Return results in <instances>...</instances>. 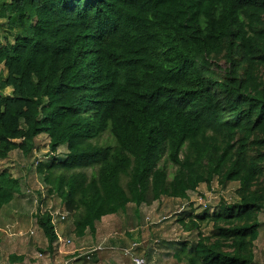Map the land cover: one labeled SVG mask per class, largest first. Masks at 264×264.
Here are the masks:
<instances>
[{
    "label": "trees",
    "instance_id": "trees-1",
    "mask_svg": "<svg viewBox=\"0 0 264 264\" xmlns=\"http://www.w3.org/2000/svg\"><path fill=\"white\" fill-rule=\"evenodd\" d=\"M0 20L15 33L0 43V161L28 158L47 137L50 162L34 169L48 195L80 210L60 223L82 238L128 204L183 200L217 178L238 184V202L189 227L179 219L197 241L177 242L173 257L252 264L264 209V0H10ZM104 134L113 146L93 143ZM20 192L0 171V211ZM51 215L36 216L49 252ZM198 223L212 225L207 237Z\"/></svg>",
    "mask_w": 264,
    "mask_h": 264
},
{
    "label": "rangeland",
    "instance_id": "rangeland-1",
    "mask_svg": "<svg viewBox=\"0 0 264 264\" xmlns=\"http://www.w3.org/2000/svg\"><path fill=\"white\" fill-rule=\"evenodd\" d=\"M9 1L0 0V6ZM4 23V20H0V43L5 41L12 43L15 33H8L6 28L3 27ZM210 61L213 64L212 70L222 76L226 67L223 59L218 57ZM5 75L6 71L0 66V80H3ZM4 93L9 94L10 90L6 89ZM93 143L99 146L114 145L112 138L108 134H104ZM47 144V137L41 135L35 139L34 150L28 158L23 157L17 151H13L4 160L7 164H12L9 170L14 178L20 176L21 179L23 177L26 179L28 177L26 183L21 180L24 183H21V192L7 206L3 207L5 210L11 209V211L16 213L14 215L17 216L0 221L5 223L0 232H4L6 236L14 234L21 240L22 247L26 248H24V251L22 250L21 255V258L25 261L23 264H131V255L143 258L147 264H151L154 259L158 258H160L158 264H185V262L179 263L172 258L170 251L161 252L164 249L161 245L171 241L186 242L187 244L197 241V231H185L183 226L178 223V220L182 218L187 227H189L190 220L202 215L203 212L207 211L208 214H213L217 212L220 203L235 204L239 200L237 197L239 188L237 183L221 185L216 178L209 184L198 185L194 191L187 193L186 199L163 197L148 205H142L141 208L139 207L140 215L137 219L132 217V209L135 206L128 204L122 213L119 212L116 215L117 217L111 218V224L115 229V232L111 235L119 236L129 241L128 245L122 246L121 249H116L115 251L106 250L104 248L108 247L98 244L93 238L95 231L94 233L86 231L82 238H77L70 230L68 238H66L60 233V228L63 225L58 221H54L55 232L58 233V239L61 241H56L52 246V252H49L47 250V242L41 230L37 227V214L50 212L51 216H55L57 212L65 213L66 211L69 214L68 216H73L80 210L76 207L66 209L63 202L54 193L52 196L48 195V185L44 184L42 177L36 173L34 168L38 163L49 164L50 162V156L47 154ZM65 153L64 147L59 148L57 151V155L61 158ZM22 165L27 167L26 176L19 171ZM1 167L2 164H0ZM174 171L175 168L167 165L168 180L171 179ZM84 172L87 176L92 173L91 170H85ZM54 173L58 175L60 171H55ZM256 186L257 190L264 186V175L256 183ZM19 218L22 219L20 220ZM66 223L70 226V219ZM197 226L198 231L200 230L204 237L211 233V224L203 223L199 225L198 223ZM66 240L69 243L63 242ZM1 247L0 244V249H2ZM15 247L13 251L20 250L17 246ZM125 252L128 254H125ZM108 253L116 255L117 261H111L112 259L109 258ZM125 259L128 260V263H125ZM5 263V259L0 261V264Z\"/></svg>",
    "mask_w": 264,
    "mask_h": 264
},
{
    "label": "crops",
    "instance_id": "crops-1",
    "mask_svg": "<svg viewBox=\"0 0 264 264\" xmlns=\"http://www.w3.org/2000/svg\"><path fill=\"white\" fill-rule=\"evenodd\" d=\"M3 161H0V164H2L0 171L7 170L8 172H10L9 169H10V166L12 164L9 165V164H7V162H5V161L3 162ZM26 169H27V167L22 165V167H20L19 171L21 173H23L24 176H26L25 175V172H27ZM16 178H18L20 180V182H21V180H23L24 183H26V181L28 180V177L26 179H25V177H23L25 180L23 178L21 179L20 176L16 177ZM21 183H23V182H21ZM140 208H138V210L135 207L132 209V217L133 218L137 219V217H139ZM14 214H16V213L11 211V209L5 210L2 208V210L0 211V221H2L5 218L17 216ZM116 215H118V213L115 215L105 216V217L101 218V220L95 224V233L93 235L94 240L96 242H98V244H100L104 247H108V248H104V249L110 250V251H115L116 249H121L122 246H126L129 244L128 239H123L119 236L111 235L115 232L114 231L115 229H114L113 225L111 224V222H112L111 218L117 217ZM19 219L21 220L22 218H19ZM258 222H259L258 237H257V240L254 242L252 264H264V211L263 210L258 216ZM4 224L5 223L0 222V230H1L2 226H4ZM61 224L63 226L60 228V233L62 234V236L68 238V233L70 232V230L72 228H70L66 222L61 223ZM3 233L4 232H0V244L2 246L1 247L2 249H0V261L1 260L3 261L5 259L6 260L5 264H7L9 256L15 255L17 257H22L21 256L22 250L24 251L26 248L24 247L25 248L24 249L22 247L21 240L18 239L16 236H14V234H9L6 236V234L4 233L5 234V236H4ZM116 235H117V233H116ZM14 237H16V238H14ZM176 243L177 242L171 241L167 244H162L161 246H163L164 249L161 250V252L170 251L172 253V258H174L173 257L174 245ZM15 246H17L20 250L19 251H13L16 248ZM109 258L112 259L111 261H114V260L117 261L116 255L109 254ZM159 260H160V258H158L156 260L154 259L151 264H158L160 262ZM124 261H125V263L126 262L128 263V260L125 259ZM23 263H25L24 259H22V261H21V264H23Z\"/></svg>",
    "mask_w": 264,
    "mask_h": 264
},
{
    "label": "built area",
    "instance_id": "built-area-1",
    "mask_svg": "<svg viewBox=\"0 0 264 264\" xmlns=\"http://www.w3.org/2000/svg\"><path fill=\"white\" fill-rule=\"evenodd\" d=\"M66 214H61V213H58L55 214V216H52V224H54V221H58V222H61L64 220ZM57 241H61L60 239H58ZM65 243H69L67 240L66 241H63ZM125 254H128L127 252H125ZM131 264H147L146 261L141 258V257H138V256H132L131 255Z\"/></svg>",
    "mask_w": 264,
    "mask_h": 264
}]
</instances>
